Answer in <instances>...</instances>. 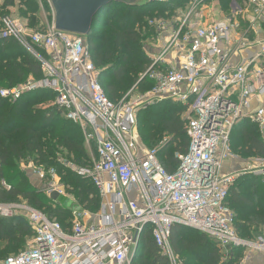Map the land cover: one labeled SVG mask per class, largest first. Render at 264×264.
Listing matches in <instances>:
<instances>
[{"label": "built area", "instance_id": "built-area-1", "mask_svg": "<svg viewBox=\"0 0 264 264\" xmlns=\"http://www.w3.org/2000/svg\"><path fill=\"white\" fill-rule=\"evenodd\" d=\"M37 2L40 8L46 2L52 14L46 30L28 32L5 17L0 40L16 41L40 63L43 77L2 89L0 97L15 102L36 91L54 95V105L81 128L86 148L95 151L86 166L63 165L92 182L101 206L95 214L71 210L64 228L27 205L0 203L2 216L22 210L33 230L28 247L4 264H132L145 231L170 264H181L170 241L176 225L207 235L223 249L243 248L239 264L264 255V236L250 242L238 237L228 203L241 175L264 182V157L243 172L226 171L238 158L231 148L237 125L249 120L264 142V0H231L227 9L216 0H190L183 14L179 9L170 17L146 19L153 30L150 65L118 102L104 92L87 38L55 31L49 1ZM142 82L149 88L140 93ZM164 101L185 109L190 141L174 173L161 166L160 148L146 150L134 132L138 113ZM33 167L27 170L40 185L47 181L46 195H65L54 168ZM1 186L9 189L5 181Z\"/></svg>", "mask_w": 264, "mask_h": 264}, {"label": "trees", "instance_id": "trees-1", "mask_svg": "<svg viewBox=\"0 0 264 264\" xmlns=\"http://www.w3.org/2000/svg\"><path fill=\"white\" fill-rule=\"evenodd\" d=\"M16 2L20 3L23 15L36 16L39 13L37 0H4L0 4V10L4 11L13 7ZM168 3L149 2L134 8L112 4L95 18L92 33L87 38L88 48L96 67L100 70L99 80H102L105 75H112L109 83L101 84L111 101L118 102L125 96L124 79L127 76H140L147 71L149 60L140 52L143 33H150L146 18L148 16L153 18L152 12L155 11L154 8L159 7L158 5L166 6ZM136 24L144 25L141 37L134 29ZM14 46L26 54L19 60L20 62L10 60L17 52ZM29 75L35 77L43 75L40 63L16 41L1 40L0 91L2 87H15L18 81L25 80ZM139 87H142L144 91L149 88V84L142 82ZM46 95L50 97L53 94L48 91L26 93L11 106L8 100L0 97V203L14 204L19 200L25 201L29 207L44 213L49 219L57 220L64 228H67L66 221L71 217V210L58 201L54 202L51 197L32 186L26 173L20 168V162L23 159L34 157L35 164L56 167L59 175L67 181L69 172L57 158L60 155L58 151L66 153L67 159L76 155L74 165H88V161L84 160L86 151L78 125L64 118L56 106L46 108L36 106L40 99L46 98ZM166 103L174 102L164 101L141 113L161 108ZM176 105L179 107L178 111L170 113L165 120H159L162 123L161 130H157V123L149 122L150 140L158 142L164 134L170 137V142H167L165 147L163 145L166 142L158 147L160 148L158 160L168 173L176 172L180 164L179 156L186 154L190 145L185 130V120L181 115L185 109L179 104ZM237 128L241 129L239 147L243 152L250 157H264V142L256 125L245 120L234 130ZM171 147H174L173 151H170ZM231 148L235 154H238L232 144ZM2 181L6 182L9 189L1 186ZM72 183H74L72 191L80 206L90 213H97L101 206V199L92 182L74 174ZM228 203L235 213V230L238 237L248 242L259 238L264 228V182L251 175H241L231 188ZM187 231L194 232L195 236L190 238L186 234ZM252 231L258 232L259 235L255 236ZM32 236L33 230L25 218L15 215L8 219H0V242L11 241L14 245H19L24 244L26 239ZM170 241L176 254H182L186 250L191 253H195L196 250L202 252L200 258L190 260V263L196 261L197 264H238L244 255L243 248L223 249L207 235L181 225L171 229ZM12 248L13 246L10 245L4 247L0 251V260L6 261L10 256L17 255L26 249L9 254ZM132 264H170V261L161 253L150 232L145 231Z\"/></svg>", "mask_w": 264, "mask_h": 264}, {"label": "rangeland", "instance_id": "rangeland-1", "mask_svg": "<svg viewBox=\"0 0 264 264\" xmlns=\"http://www.w3.org/2000/svg\"><path fill=\"white\" fill-rule=\"evenodd\" d=\"M172 0L169 1V3L166 6L163 5H158L159 7L154 8L155 11H153L152 16L153 18H165V17H170L175 10H179L180 9V14H183L186 9L189 7L190 4V0H179V1H175V2H171ZM221 6L224 7V9H227L229 7V4L231 2V0H216ZM39 4V3H38ZM43 8L39 7V13L36 16H31V15H23V11L20 8V3L16 2L15 6L10 7L3 10H0V31H1V24H2V20L5 17H10L13 20H15L16 22L22 24L27 30L28 32H40V31H45L46 28L48 27L49 23H51V19H52V14L51 12H49V7L48 4L46 2L42 3ZM153 9V10H154ZM152 11V10H151ZM166 11V12H165ZM165 12V13H164ZM164 13V15L162 14ZM168 14V16L165 14ZM122 18V17H121ZM146 19H152V17L148 16ZM117 22V21H116ZM121 25V24H120ZM144 25H139L136 24L134 29L135 31L139 34V36H142V32H144L143 29ZM146 30V29H145ZM150 33H143V37L141 38L142 41L140 43V52L143 56H146L149 60V65H150V58L153 56V51L152 48H154L153 46V42L151 41V35L153 34V30L149 27ZM109 31V30H108ZM140 32V33H139ZM147 38H146V36ZM146 38V39H144ZM88 40V39H87ZM0 44H1V40H0ZM89 44V42L87 41V45ZM16 47V46H14ZM17 49V47H16ZM15 50V48H14ZM17 52H15V54H13V59H10L11 62L15 61V62H20L19 60L23 59V57H25V53L21 50V49H17L15 50ZM33 57V56H32ZM103 71V70H102ZM144 74V73H143ZM141 74L140 76L135 75V76H127L124 79L125 82V86H124V93L125 95H127L130 91L133 90V88L139 83L138 79H141V76L143 75ZM138 76V77H137ZM17 77V76H16ZM43 77V75L41 77H35L33 75H29L25 80H20L18 81V83L15 85V87H19V86H25L27 85L29 82H33V81H39L41 78ZM101 79V78H100ZM139 79V80H140ZM112 80V75L108 74L105 75L102 80H100L101 84L105 85L107 83H109ZM2 89H7V87H2ZM1 89V90H2ZM147 89H145L144 91H146ZM142 90V87L139 88V92H144ZM135 95L137 94L136 90L134 91ZM40 102L38 104H36L37 107L39 108H46V107H51V106H55L54 102H55V97L54 95H51L49 97V95H46V98L44 99H40ZM13 102L9 101V106L12 105ZM179 110V107L174 104V103H166L164 105L161 106V108H154L150 111H147L146 113L142 111H140L137 115V119H136V127H135V134L138 138V141L140 143V145L145 148L146 150H153V149H157L158 147H161L162 144H164L165 142H170V137L167 134H164V136L158 140V142H153L152 140H150V124H156L157 123V130H161L162 127V123L159 122L162 120H165L170 113H174L176 111ZM178 115V114H177ZM180 115V114H179ZM182 117H183V113H181ZM180 115V116H181ZM159 123V124H158ZM79 127V126H78ZM78 130L81 133V137H82V141L84 144V137H83V133L81 128L79 127ZM240 134H241V129L237 128L234 130L233 134H232V146L234 147L235 151L238 153L237 155V159H235L230 166V171L234 172V173H240L243 172L244 170H246V168L249 167H253L256 164V160L257 157H250L248 156L246 153L243 152V150L239 147V144L241 143V138H240ZM166 143L164 145H166ZM154 144V146L152 145ZM163 145V146H164ZM84 149L86 151V154L84 156V160L88 161V164L91 162L92 160V155H94L95 151L92 150H88L84 144ZM174 147L170 148V151H173ZM58 153H60V155L57 156V158L59 160H61V163L63 164V162H70L73 166L78 167V165H74L73 162L76 159V155L72 156V157H68L67 159V154L61 151H58ZM70 159V160H69ZM35 158H27V159H23L20 162V168L21 170H23L26 173V177L29 181V183L34 186L37 190L44 192V186L46 185L47 181L44 180V182H41L42 185H40V181L38 180L37 176L35 175V173H32V171H28L27 167L30 164H33L34 167L33 169H35L36 167H38V164L34 163ZM27 162V163H26ZM43 164V163H42ZM36 166V167H35ZM44 166V165H43ZM41 166V167H43ZM68 169V176L69 179L67 181L63 180V177L61 175H59L60 178V184L63 185L65 187V195L61 196L58 199V203L62 204L64 207L68 208L69 210H82L84 209V207L80 206V204L77 202V200L75 199L74 193L72 191V188L74 187V183H72V181L74 180V173L71 170V167H67L64 166V168ZM46 171L54 168V166L50 165L47 167L46 165L43 167ZM49 168V169H46ZM56 168V167H55ZM54 168V169H55ZM56 170V169H55ZM60 171V170H59ZM59 174V173H58ZM245 176V175H244ZM238 178L236 179L237 182ZM236 182H234V184L232 186H234L236 184ZM68 183V184H67ZM67 184V185H66ZM232 188V187H231ZM231 191V189H230ZM45 193V192H44ZM46 194V193H45ZM15 205H28L29 204L25 201L19 200L16 203H14ZM89 212V211H88ZM17 216H21L23 218H25V220H27L28 222V217L27 215L22 211L19 210L17 211ZM0 219H8L7 217H4L0 214ZM70 218H68V220L66 221V223H68V226L70 225ZM253 230V229H252ZM253 232V231H252ZM260 236H264V228L261 230ZM188 236H190V238H193L195 235L194 232L192 231H187L186 233ZM253 234L255 236H258L259 233L258 232H253ZM32 240V237H29L26 239V242L24 244L20 243L19 245H14L13 242H0V251L6 247L7 245L13 246L12 249L9 250V254H13L15 252H18L21 249H25L28 247L30 241ZM179 258V261L181 264H197V262L195 261L194 263H190V260H197L198 258H200V256L202 255V252L200 250H196L195 253H191L190 251H184L182 254H176ZM259 255V254H257ZM263 256V254H260ZM243 259V257H242ZM242 259L240 260V262L242 261ZM4 259L0 260V264H4ZM239 264V263H238ZM242 264V263H241ZM246 264V263H245Z\"/></svg>", "mask_w": 264, "mask_h": 264}, {"label": "water", "instance_id": "water-1", "mask_svg": "<svg viewBox=\"0 0 264 264\" xmlns=\"http://www.w3.org/2000/svg\"><path fill=\"white\" fill-rule=\"evenodd\" d=\"M53 12V29L88 38L93 30L95 18L108 6L122 4L134 8L152 0H48ZM169 143V142H168ZM166 143V145L168 144ZM164 145V147L166 146ZM51 199L57 202L59 193L54 192Z\"/></svg>", "mask_w": 264, "mask_h": 264}, {"label": "crops", "instance_id": "crops-1", "mask_svg": "<svg viewBox=\"0 0 264 264\" xmlns=\"http://www.w3.org/2000/svg\"><path fill=\"white\" fill-rule=\"evenodd\" d=\"M3 1H4V0H2V1L0 2V4H2ZM231 163H232V162H231ZM231 163L228 164V165L226 166V171H230ZM230 172H232V171H230ZM132 197L134 198L135 196L133 195ZM247 264H264V255H263V256H262V255H256V256H253V257L251 258V260L247 262Z\"/></svg>", "mask_w": 264, "mask_h": 264}]
</instances>
